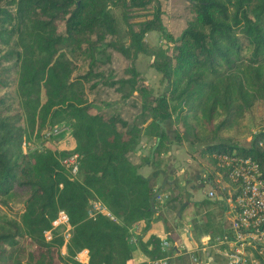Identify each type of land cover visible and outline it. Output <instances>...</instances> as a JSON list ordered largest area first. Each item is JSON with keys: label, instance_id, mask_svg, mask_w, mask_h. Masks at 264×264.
Returning a JSON list of instances; mask_svg holds the SVG:
<instances>
[{"label": "trees", "instance_id": "1", "mask_svg": "<svg viewBox=\"0 0 264 264\" xmlns=\"http://www.w3.org/2000/svg\"><path fill=\"white\" fill-rule=\"evenodd\" d=\"M149 8L135 28L133 9ZM151 31L167 39L152 61L167 83L159 94L136 66ZM257 105L264 112V0H0V206L25 191L19 218L0 213V264H136L132 227L147 231L164 217L171 231L187 200L183 192L163 209L151 202L154 187L139 173L143 135L155 138L154 159L174 138L228 178L220 153L251 155L264 168V129L249 146L223 134ZM61 120L71 149L24 150ZM73 153L76 174L62 163ZM94 199L114 218L89 217ZM62 210L73 226L69 255L64 226L51 240L44 234ZM160 242L137 238L149 264L165 254ZM82 249L88 263L73 257Z\"/></svg>", "mask_w": 264, "mask_h": 264}, {"label": "built area", "instance_id": "2", "mask_svg": "<svg viewBox=\"0 0 264 264\" xmlns=\"http://www.w3.org/2000/svg\"><path fill=\"white\" fill-rule=\"evenodd\" d=\"M69 130L68 125L61 124L48 129L44 137L50 139L65 132L68 133ZM23 146L25 148L26 143ZM258 146L264 156V136L258 141ZM217 158L220 166L228 169V179L232 182V186H228L225 200L233 209V215L228 229L221 235L208 237L198 251L202 253L208 251L213 256L219 255L224 259V264H264V168L260 161L251 155L220 153ZM62 163L71 173L76 174L79 170V155L70 154L62 160ZM234 190H237L235 196ZM207 194L209 197H214L216 192L212 189ZM168 198L169 194L160 192L156 194L155 201L163 207ZM87 213L91 218H95L98 214L114 218L107 206L97 199L91 200ZM61 226L65 227L62 254L69 255L68 243L73 226L65 211L58 213L52 221L51 228L44 234L47 240H51L55 229ZM134 226L131 229V243L137 242V237L133 233ZM160 245L165 254L151 264H175L174 257L182 252L179 249L173 250L171 241L168 239H162ZM213 256H210L207 261L202 259L200 261L197 253L194 251L190 253L191 259L198 264H210L213 262ZM73 257L79 263H88L89 250L77 251Z\"/></svg>", "mask_w": 264, "mask_h": 264}, {"label": "rangeland", "instance_id": "3", "mask_svg": "<svg viewBox=\"0 0 264 264\" xmlns=\"http://www.w3.org/2000/svg\"><path fill=\"white\" fill-rule=\"evenodd\" d=\"M150 13V8L133 9L131 21L135 23V28L138 29V23L148 18ZM60 27L63 29L62 25ZM145 42L149 47V51L148 53L138 55L136 66L138 67V70L144 74L147 82L152 87L154 94H159L164 91L167 83L161 80V74L152 66V61L154 54L158 49L167 47V39L161 32L151 31L146 34ZM224 118L225 114L220 112L215 117V123L220 122ZM234 122L235 123L230 125L229 128H226L223 131V134L233 137L234 141L241 146H249L254 139V136L264 129V112L262 109H259V106L257 105L252 111L240 116ZM61 124L70 126L67 120H61L56 123L55 126ZM166 127L172 129V123L169 122ZM27 142L28 145L24 148L25 151L29 149L31 151L44 149L52 151H68L73 144V140L69 137L67 132L63 135L56 136L55 138L53 137V139H33L30 143L29 141ZM24 192V190H16L10 198L9 205L0 206V213L5 216L19 218L22 203L24 201L23 198L25 197ZM180 205L181 204L178 206L180 211L175 218L177 219L178 217L177 223L175 224V220L173 222L172 219V230L168 231L167 228H165L166 231L162 236H164L165 239L170 240L172 245L177 243L180 252L183 253L179 259L173 260L175 264H198L191 259L189 254L196 248L195 245L201 244V240L206 234L211 233L215 236L220 233L223 209L215 201L205 197L200 200L187 199L181 207ZM158 220L162 221L163 224L166 223L164 217H159ZM153 221H155V219H153ZM137 247L138 245L133 243L135 258L136 256L138 257ZM217 258L221 261L220 263L223 264L222 262H224V259L218 255Z\"/></svg>", "mask_w": 264, "mask_h": 264}, {"label": "crops", "instance_id": "4", "mask_svg": "<svg viewBox=\"0 0 264 264\" xmlns=\"http://www.w3.org/2000/svg\"><path fill=\"white\" fill-rule=\"evenodd\" d=\"M154 147L155 138L143 135L138 146V153L143 157H147L148 160L139 169V173L150 180L154 187L155 194L160 192L167 193L169 194L168 199H170L184 192L187 194V199L189 200H200L204 197L209 198L223 209L220 233L215 236L211 233L206 234L202 238L201 244L195 245L196 248L193 250L198 254L200 261L201 259L207 261L210 256L212 257L213 255L208 251L202 253V251H198V249H200L203 242L207 240L208 237H216L223 234L228 229L231 223L230 220L233 215V209L227 204L225 197L221 194V190L226 189L228 192V186H232V182L228 178H224L219 171H216L214 176L211 175L210 170L195 159L193 146L188 142L179 144L173 138L171 144H169L168 150L162 153L158 159H154L153 157ZM206 185L208 186L206 187ZM212 189L215 190L216 195L214 197H209L207 193ZM156 205L160 209L163 208L160 207L161 205L159 203H156ZM158 219L159 217L155 218V221L151 223L147 231H144L143 222L137 223L133 228L134 235L137 238L142 235L144 240H147L150 236H156L160 238V240L165 239L162 234L166 231V224H163V222ZM177 220L178 217L175 219V224ZM135 244L137 245L138 243L136 242ZM172 248H174L173 245ZM174 249H179V246L177 245ZM137 250L138 257L136 256L135 263L141 264L146 262L149 264L150 259L145 257L138 247ZM174 252L175 251H173V253ZM182 255L183 253L178 256L176 255L174 259H179ZM213 257V262L210 264H218L221 262L216 254ZM222 263L224 264V262Z\"/></svg>", "mask_w": 264, "mask_h": 264}, {"label": "water", "instance_id": "5", "mask_svg": "<svg viewBox=\"0 0 264 264\" xmlns=\"http://www.w3.org/2000/svg\"><path fill=\"white\" fill-rule=\"evenodd\" d=\"M155 197H156V194L154 195V197L151 199V202L154 204L155 202Z\"/></svg>", "mask_w": 264, "mask_h": 264}]
</instances>
